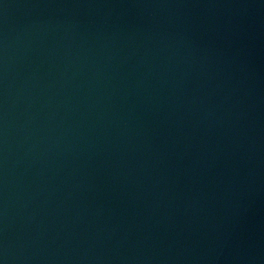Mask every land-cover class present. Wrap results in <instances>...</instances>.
I'll return each instance as SVG.
<instances>
[{"label": "water", "instance_id": "water-1", "mask_svg": "<svg viewBox=\"0 0 264 264\" xmlns=\"http://www.w3.org/2000/svg\"><path fill=\"white\" fill-rule=\"evenodd\" d=\"M0 264H264V0H0Z\"/></svg>", "mask_w": 264, "mask_h": 264}]
</instances>
